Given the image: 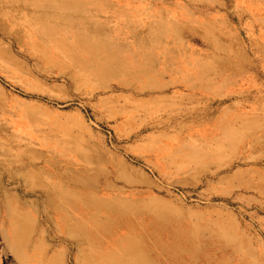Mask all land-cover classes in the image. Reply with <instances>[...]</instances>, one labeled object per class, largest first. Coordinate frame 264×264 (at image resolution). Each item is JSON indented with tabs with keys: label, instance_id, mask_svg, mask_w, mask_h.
<instances>
[{
	"label": "rangeland",
	"instance_id": "rangeland-1",
	"mask_svg": "<svg viewBox=\"0 0 264 264\" xmlns=\"http://www.w3.org/2000/svg\"><path fill=\"white\" fill-rule=\"evenodd\" d=\"M64 2L0 0V264H264V0Z\"/></svg>",
	"mask_w": 264,
	"mask_h": 264
},
{
	"label": "bare ground",
	"instance_id": "bare-ground-1",
	"mask_svg": "<svg viewBox=\"0 0 264 264\" xmlns=\"http://www.w3.org/2000/svg\"><path fill=\"white\" fill-rule=\"evenodd\" d=\"M10 1V0H9ZM13 2V9L16 10L17 12H23V11H28L30 10L32 7L38 8L37 11L35 12L34 15V21H38L41 23L42 29L44 31V33H52V30L54 29V26L58 25V26H68L69 24V18L66 15L63 16H56L53 17L52 14H50V8L54 7L51 3V0H45V3L43 4L42 1L43 0H11ZM75 0H66L65 5H69V4H73ZM26 5L28 6L27 10L25 8H22L21 6ZM19 5L21 8H19ZM80 32L81 35L84 38H87L89 40H92L95 42V44H97V36L98 34L96 33V27L91 25L90 22L86 23V28H82L80 27ZM95 217L93 216L92 218V226L95 225ZM77 231L79 233V235H84L86 237L89 238V240L93 243L92 245V252L94 256H99L100 257V261L101 264H106L104 258L107 255H103L100 256V254L97 252V247L98 244L96 242V235L95 232H98L99 234V230H97V227H91L90 229H84L83 224H80V226H77ZM103 258V259H102ZM106 259V258H105Z\"/></svg>",
	"mask_w": 264,
	"mask_h": 264
}]
</instances>
